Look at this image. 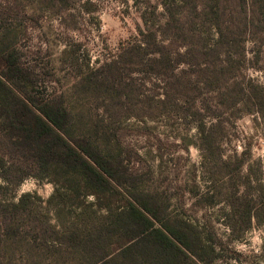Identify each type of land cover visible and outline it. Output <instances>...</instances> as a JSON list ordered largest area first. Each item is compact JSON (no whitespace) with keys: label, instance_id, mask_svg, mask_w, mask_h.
Wrapping results in <instances>:
<instances>
[{"label":"trees","instance_id":"obj_1","mask_svg":"<svg viewBox=\"0 0 264 264\" xmlns=\"http://www.w3.org/2000/svg\"><path fill=\"white\" fill-rule=\"evenodd\" d=\"M36 1L39 8L61 16L77 2L90 5L89 0ZM133 2L142 21L133 41L98 68L79 73L71 88L74 102L98 101L96 110L107 119L96 112L85 121L63 95L35 91L33 73L0 38V264L220 260L216 250L223 243L211 226L204 237L191 221L167 213L160 193L138 190L143 178L131 167L138 156L120 145L110 115L185 116L184 104L191 102V115L198 116L193 119L197 147L205 162L216 166L209 184L224 180L233 186L234 176L252 156L251 147L223 155L222 115L243 107L264 121V0ZM248 68L258 69L262 81L250 77ZM123 71L145 75L144 83L130 87ZM206 97L213 98L211 108L203 103ZM259 167L263 174L264 164ZM29 176L54 185L46 200L30 192L15 199ZM254 182L256 198H242L237 184L226 197L229 239L248 230L252 220L264 223V184L247 174L243 185L252 189ZM88 196L94 200L87 201Z\"/></svg>","mask_w":264,"mask_h":264},{"label":"rangeland","instance_id":"obj_2","mask_svg":"<svg viewBox=\"0 0 264 264\" xmlns=\"http://www.w3.org/2000/svg\"><path fill=\"white\" fill-rule=\"evenodd\" d=\"M89 1L90 5L85 7L84 1L75 3L61 16L39 8L36 0H0V38L3 44L15 49L21 64L33 73L31 77L36 80L33 89L44 95H63L73 111L85 121L96 112L99 115L103 112L96 110V100L92 105L74 102L71 88L76 76L87 67L98 68L115 57L120 46L133 41L138 27H142L139 9L133 0ZM251 48L252 43L248 42V57H251ZM246 73L254 80L262 81L258 69L248 68ZM144 77L123 71V81L130 87L140 88ZM141 89L150 93L146 87ZM212 99L206 97L204 105L211 108ZM184 107L188 115L167 118L122 119V116L110 115L120 145L132 149L138 156L131 165L143 178L138 190L160 193L167 213L191 221L203 231L204 237L211 226L223 243V247L216 250L221 255L216 264H264V223L252 220L250 228L233 239H229L230 231L225 223L229 210L226 197L232 193V187L237 184L242 198L252 199L256 198L257 182L252 184V189L245 187L246 175L251 174L253 179L264 184V173L259 167V163L264 164V121L255 120L243 107L222 115L226 121L225 138L219 140L223 155L232 156L249 144L252 156L234 176L233 186L224 180L209 184L216 166L205 162L197 147L199 132L193 119L198 116L191 115V102ZM205 121L212 122L210 118ZM53 189L51 182L29 176L14 195L16 199L22 193L30 192L46 200ZM86 200L93 201L94 198L88 196ZM150 206L155 208L154 198H150Z\"/></svg>","mask_w":264,"mask_h":264}]
</instances>
